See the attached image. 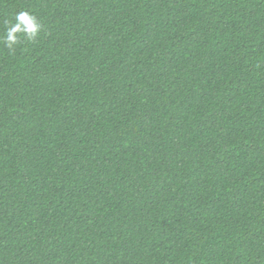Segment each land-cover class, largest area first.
Here are the masks:
<instances>
[{
	"label": "trees",
	"instance_id": "16d2710c",
	"mask_svg": "<svg viewBox=\"0 0 264 264\" xmlns=\"http://www.w3.org/2000/svg\"><path fill=\"white\" fill-rule=\"evenodd\" d=\"M0 264H264V0H0Z\"/></svg>",
	"mask_w": 264,
	"mask_h": 264
},
{
	"label": "clouds",
	"instance_id": "9594fccd",
	"mask_svg": "<svg viewBox=\"0 0 264 264\" xmlns=\"http://www.w3.org/2000/svg\"><path fill=\"white\" fill-rule=\"evenodd\" d=\"M41 24L35 15L28 11L17 12L12 21L6 22L4 43L10 51L18 44V34H23L29 41H33L41 31Z\"/></svg>",
	"mask_w": 264,
	"mask_h": 264
}]
</instances>
